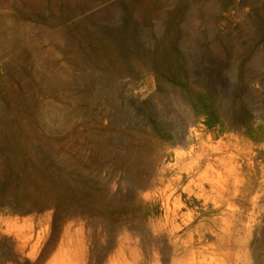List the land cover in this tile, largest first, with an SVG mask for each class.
I'll list each match as a JSON object with an SVG mask.
<instances>
[{
    "label": "rangeland",
    "instance_id": "1",
    "mask_svg": "<svg viewBox=\"0 0 264 264\" xmlns=\"http://www.w3.org/2000/svg\"><path fill=\"white\" fill-rule=\"evenodd\" d=\"M216 1L224 7L212 35L181 40L168 38L171 26H180L181 13L199 8L200 0L183 2L173 18L169 15L170 24L154 33L140 29L128 11L139 0H0V120L34 132L39 165L49 168L73 158L76 116L69 83L78 79L93 88L89 101L100 86V102L115 93L120 109L126 99L137 105L130 129L119 112L113 118L97 109L98 130L103 127L109 148L125 147L128 131L146 154L154 150L152 182L139 192L138 202L125 196L123 175L103 149L89 145L74 153L85 168L89 160L105 165L91 169L96 174L89 172L82 183L96 193L109 185L123 222L116 218L106 224L110 211L75 212L80 202L54 203L48 193L34 197L30 206L16 194L23 179L11 150L0 145L1 264H264V0ZM119 5L121 18L104 17ZM159 5L161 13L174 8ZM102 38L113 41L129 62L146 63L154 54V68L134 63L127 74L109 77L96 61L114 65L100 55ZM211 41L222 43L219 51L207 48ZM237 47L241 50L235 52ZM185 105L193 119V144L183 142L186 122L176 109ZM207 137L214 145L226 139H237V145L188 174L182 183L190 190L169 189L170 179L185 175L202 154ZM46 140L54 141L57 150L48 159L38 150ZM227 185L234 203H226L216 190ZM161 193L168 197L165 206ZM87 197L85 192L83 201Z\"/></svg>",
    "mask_w": 264,
    "mask_h": 264
},
{
    "label": "bare ground",
    "instance_id": "2",
    "mask_svg": "<svg viewBox=\"0 0 264 264\" xmlns=\"http://www.w3.org/2000/svg\"><path fill=\"white\" fill-rule=\"evenodd\" d=\"M124 1H128V0H124ZM185 1L186 0H157L155 7L154 0H139L138 4L135 7L129 9L128 11H130L137 18L138 27L140 29L142 28L146 32L151 31L154 33L159 30L157 28L161 27L163 23L167 25L170 24L169 21L171 18L174 17L176 13V9L180 7L182 3ZM200 1H201V6L199 8L191 7L188 11L186 10L185 12L181 13L180 19L182 18L183 22L180 24V26L179 25L178 26L176 25L175 27L171 26L168 38L178 39L181 37V40L183 39L191 40L193 37L196 38V36H200V35H207V36L212 35V31L215 28L214 21L216 17L217 18L219 17L220 12L223 9L222 7L224 6L218 3L216 0H200ZM159 4H172L174 8L167 12L161 13L160 10L158 9L160 6ZM190 6L191 5H189V7ZM121 10H122V6L120 5L117 8L115 7L109 9L105 12L104 17L107 18L108 20L116 19L118 16L121 18V15H123L124 13V11ZM262 14L264 17V12ZM169 15H172L170 19H169L170 17ZM82 22L83 21H80L79 23ZM90 27L94 28L93 26ZM95 29L102 30V28H95ZM127 34L131 35V33H127ZM100 43H101L100 55L105 58L113 60L114 65L111 67H107L105 64L106 59L102 60L99 57H97L96 59L97 65L101 66L100 69L102 70V72L106 73V75H108L111 78L118 77L120 73L127 74L129 70H131V67H133L132 65L134 63L140 64L138 65L139 67H141L142 65L141 68H143L144 70H149V69L151 70V68H154V57L152 60L150 59L152 56H154V54L149 58L147 57L148 60L146 61V63H143L145 61L137 62V59H135L136 61L129 62L118 54V52L115 49V45L113 41L102 38ZM221 44L222 43H219L217 41H211L207 45V48L212 51L215 50L219 51L220 48L222 47ZM240 48L241 47H237L235 52H237ZM195 49L201 50L200 47H196ZM126 61L128 62V65L126 64ZM104 68L105 71H103ZM46 83L47 84H44L45 86L50 84L49 82ZM69 84H70V90L72 91L71 93L74 96V102H75L74 114L76 116V123L72 133V138H73L72 159L65 157L63 158L62 161H60V163H54L53 167H49V168H46L41 164L39 165L38 163L40 162L38 159L37 150L34 148L33 145L34 142L36 141V136L34 132L28 129L27 127H22L18 129L9 128L7 124H5L3 121L0 120V145L3 144L5 147H9L8 149L11 150L12 153L11 158L14 160L13 161L14 166L22 174L23 182L21 184V188L18 190V192H16V194L17 196H20L22 200L29 203L31 206L32 203H30V201L34 197L44 196V194L48 193L51 195V198H54L53 199L54 203L61 202L60 200H67L68 202H72L74 204H78L80 202L78 205L79 207L78 209H76L75 212L88 211L89 213H93L94 211H101V212L110 211V214L108 215L109 219H107L105 222L106 224H108L112 220L116 221V218H119V222H123L122 221L123 217L121 216L123 210H120L121 208L118 207L119 203L117 202V199L108 190L107 186L109 187V185L106 184L101 192L96 193L95 191L92 190V188L83 185L82 183L83 177L89 175L90 173L92 175H95L96 173L94 174L92 170H94L95 168L104 169L105 165L98 164V161L91 162L92 160L88 159L89 161L87 162H90L89 163L90 166H88L90 169L85 168L83 167L84 165L81 166L82 165L81 160L74 153L79 149L89 145L90 146L97 145L100 149H103V151L105 152V156L108 157V160H112L113 164H115V166L120 170V172L123 175L122 179L119 181H120V185H125L127 187L125 190L126 192L125 196L133 199L135 202H138V200L140 199L139 192L142 189L148 187L152 182V179L150 177H152L151 174L153 173L152 171L154 170V169L152 170V167L154 166V150L152 151L151 154H146L143 150V146L140 145L142 142H140L139 144H133L131 138L128 137L129 135L128 131H126L123 137L126 138L128 142V144L125 147L121 148L119 146H112L109 148L108 144L104 142L106 141V138L105 139L103 138L104 133L100 131L103 130L102 129L103 127L101 126L100 129L98 130L101 117L99 116V114H96V111L98 109L103 111L101 113L102 116L111 114V116L114 118V115L117 112H119L121 115L124 116L125 126L130 129L133 127V125L131 122H129V120L136 116L135 107L137 105L136 103L130 101V99H126L124 100L125 106L123 107V109H120L116 104L115 93L110 94L109 96L105 97L106 99L105 101L103 100L102 102H100L98 97L99 95L103 94V89L100 86L97 88L95 93H92L94 95L91 97L93 101H89L88 95L91 89H93L92 87H90V85H88L85 81H81L79 79L70 82ZM103 104L105 105L104 107ZM182 104H186V103H182ZM140 107L146 109L147 106L142 103ZM176 109H178V111L181 110L183 112L184 119L182 122L184 123L186 122L185 127L182 128L184 130V135H185V139H183V142H185V144L186 143L193 144L194 140L196 139L195 137L196 134L195 135L191 134L193 130H191L192 127L189 126L190 122L193 121L190 115V111H191L190 106L185 105V107L183 108L178 107ZM218 109H219V113L222 115L221 107L220 108L218 107ZM152 114L154 115V113ZM95 118L96 120H93ZM202 120L208 123L207 119L204 118ZM204 124L205 123H203V125ZM224 127L225 126H222V129ZM213 129L218 133H221L219 126H215ZM22 132H24L29 139H26L27 137H24L22 135ZM212 135H214V132H212ZM224 136L226 137L225 134ZM197 137H199V134H197ZM206 140L207 141L204 140L205 142L201 141L203 144L202 146L203 149L201 148L203 151L202 154L201 155L199 154L197 160L194 161L189 166L187 172L185 171L186 172L185 175L178 173L180 175H177L176 177H172L170 179L171 183H169V185L167 184L168 188L170 186V188L173 191H177L178 188H181L182 192H185L186 190H190L189 184H188L189 186L188 185L183 186L182 183L184 182L185 177L188 174H190L194 170H197L198 168H201V164L204 161L211 160L214 158V156H215V160H218L219 157H217L216 155L217 153H224L226 151L229 152L228 150L232 148L235 149L234 146L237 145L236 144L237 142H235L237 139L236 140L234 139L235 141H233L232 139H228V140L226 139L222 142V144H216V145L210 142L209 137H207ZM38 150L44 155L45 159L50 158L52 155H54L57 152L55 148V142L52 140H46L42 142ZM209 163H211V161ZM214 163L217 162L215 161ZM69 173L75 174L73 180L68 177ZM117 181L118 180H115V182ZM216 190L219 191V192L217 191L218 195H220V197L226 203H234V196L232 193L233 189L231 185H227L225 187L223 186L221 188H217ZM85 192L88 194V197L87 200L83 201V198L85 197ZM144 194L146 197L149 195L146 193ZM160 197L161 200L163 201V205L164 206L167 205L166 201L168 197L165 196V194L163 193L160 194ZM33 202H35V200ZM167 212L168 209H166V213ZM96 224L98 225V223ZM125 230L121 229L119 233L124 232V234H127ZM35 248L33 247V251H36ZM1 256H0V264L2 262Z\"/></svg>",
    "mask_w": 264,
    "mask_h": 264
}]
</instances>
